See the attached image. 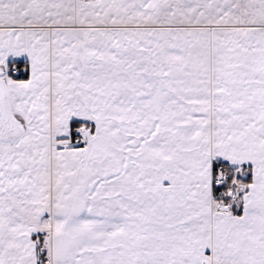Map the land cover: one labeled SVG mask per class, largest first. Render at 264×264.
I'll return each instance as SVG.
<instances>
[{"label":"snow or ice","instance_id":"1","mask_svg":"<svg viewBox=\"0 0 264 264\" xmlns=\"http://www.w3.org/2000/svg\"><path fill=\"white\" fill-rule=\"evenodd\" d=\"M0 264H264V0H0Z\"/></svg>","mask_w":264,"mask_h":264}]
</instances>
